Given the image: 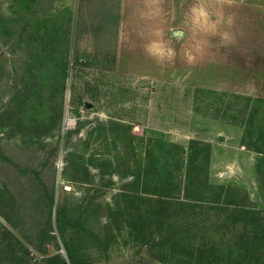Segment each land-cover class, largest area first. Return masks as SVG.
Instances as JSON below:
<instances>
[{
    "label": "rangeland",
    "instance_id": "obj_1",
    "mask_svg": "<svg viewBox=\"0 0 264 264\" xmlns=\"http://www.w3.org/2000/svg\"><path fill=\"white\" fill-rule=\"evenodd\" d=\"M102 3L107 22L99 17ZM39 9L59 29L53 48L33 33V0H0V201L17 204L36 177L54 183L56 202L66 199L68 213L76 209L100 239L77 252L84 264H203L202 242L208 262L260 264L250 254L253 242L240 240L252 220L237 222L242 217L230 212L206 234L188 232L183 246L144 244V211L118 196L125 181L107 162H115L120 144L132 163L165 150L153 141L182 146L207 163L217 197L235 203L234 189H242L264 217V181L250 182L247 168L248 143L255 149L257 140L248 142L242 126L249 65L264 64L256 55L264 50V0H161L155 23L129 16L123 35L120 0H42ZM14 207L12 222L24 228V211ZM52 223L60 246L48 249L65 256L55 207ZM0 224L17 234L1 213ZM233 243V254L218 250Z\"/></svg>",
    "mask_w": 264,
    "mask_h": 264
},
{
    "label": "trees",
    "instance_id": "obj_2",
    "mask_svg": "<svg viewBox=\"0 0 264 264\" xmlns=\"http://www.w3.org/2000/svg\"><path fill=\"white\" fill-rule=\"evenodd\" d=\"M33 3L35 4L33 33L38 38L42 35L46 46L53 48L55 34L59 29L53 21L42 19L44 18L43 11L39 9L42 0H33ZM100 8L99 17L107 22L112 18L109 13L107 14L109 8L103 3ZM39 11L42 13L38 14ZM63 31L64 43L68 51L70 26L64 27ZM66 69L65 65L64 76H66ZM246 100L250 103L249 98ZM245 116L242 126L249 142L252 139L250 125L253 122L254 126L256 119L252 120L251 115ZM118 126L122 127V125ZM99 128L106 131L105 124H100ZM254 131L255 134L258 132L256 129ZM263 138L261 132H258L255 140L259 143ZM153 142L165 148L160 155L155 156L148 151L143 160L132 163L129 158L124 157L123 154L126 152L121 150L122 144H120L115 162H107L111 173L119 174L121 180L125 181L119 189L118 196L137 204L138 209L144 211L139 214L144 244L147 245L148 241L153 240L159 248L165 247L170 242L183 246L189 242L188 232L206 234L207 226H214V222L220 220L221 213L230 212L234 217H242V220L239 219L237 222L252 220V231L244 230L240 235V240L252 241L251 256L257 257L259 263L264 264V217L256 210L246 191L234 189L240 195L235 203L222 201L220 193L218 197L215 193L219 188L208 183V165L205 161L200 160L199 157L189 156L182 146L160 140ZM248 148H250L249 143ZM102 162L105 165L106 160ZM103 165L97 166L101 177L105 175ZM128 178L132 180L126 181ZM36 179L37 183L31 189L21 192L17 204L8 205L0 201L2 217L18 231L15 234L0 224V264H84L78 260L77 252L83 248H89V242L98 241L99 237L87 230L83 215L79 213L77 216L76 209L73 208L68 213L69 205L65 202L66 199L60 203L56 202L54 183H47L40 177ZM76 182L81 181L76 180ZM112 183L109 181V184ZM14 206L24 211L20 214L24 228L16 227L12 222ZM54 207L56 231L65 256L50 253L48 249L52 243L57 250L60 246L57 238L52 234L54 232L52 223ZM150 214L154 216L150 217ZM228 223H225L224 229L236 224L235 221ZM206 248L203 242L198 245L200 260L203 264H217L218 261L208 262L203 258V253L208 252L205 251ZM218 248L219 251L224 250L233 254L239 247L233 243Z\"/></svg>",
    "mask_w": 264,
    "mask_h": 264
},
{
    "label": "crops",
    "instance_id": "obj_3",
    "mask_svg": "<svg viewBox=\"0 0 264 264\" xmlns=\"http://www.w3.org/2000/svg\"><path fill=\"white\" fill-rule=\"evenodd\" d=\"M121 2V32L123 35V25L127 17H134L133 20L136 23L142 22H153L155 23V7L160 9L161 0H120ZM136 18V19H135ZM132 19V18H131ZM256 55H263L264 50ZM250 66V78L248 81V98L250 99L248 115L252 116L250 125V135L253 138H257L258 132H261L264 137V64L249 65ZM256 129V134L255 130ZM264 140V138H263ZM238 157L244 155L241 153L245 150V146L240 145L238 148ZM247 153L249 154V161L247 164L249 181L252 183H260L264 181V175L262 171L264 169V141L263 146L257 143L255 149L248 148ZM236 164V163H235ZM238 169L241 171L240 163L237 164Z\"/></svg>",
    "mask_w": 264,
    "mask_h": 264
}]
</instances>
